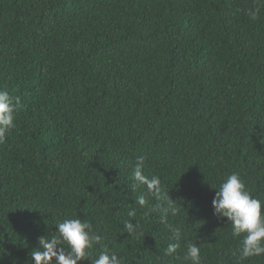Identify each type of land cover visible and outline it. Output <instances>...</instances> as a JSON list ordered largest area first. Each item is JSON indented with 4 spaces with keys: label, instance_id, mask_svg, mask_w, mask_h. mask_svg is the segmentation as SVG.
Here are the masks:
<instances>
[{
    "label": "trees",
    "instance_id": "16d2710c",
    "mask_svg": "<svg viewBox=\"0 0 264 264\" xmlns=\"http://www.w3.org/2000/svg\"><path fill=\"white\" fill-rule=\"evenodd\" d=\"M254 6L0 0V90L19 100L0 143V264H32L39 238L68 218L102 236L93 258L107 249L122 264H190L194 242L202 264H264L233 255L242 237L212 207L233 172L264 201V6L253 21ZM137 156L177 203L165 223L135 203H157L132 187ZM168 224L182 231L173 257Z\"/></svg>",
    "mask_w": 264,
    "mask_h": 264
},
{
    "label": "clouds",
    "instance_id": "9594fccd",
    "mask_svg": "<svg viewBox=\"0 0 264 264\" xmlns=\"http://www.w3.org/2000/svg\"><path fill=\"white\" fill-rule=\"evenodd\" d=\"M264 0H255V6L247 12L250 20H257ZM19 106L18 98H13L5 90H0V143H4L7 135L16 127L15 111ZM146 157L137 156L132 171L135 189L138 185L144 186L148 196L157 201L151 205L145 194L136 197L135 203L140 208L147 207L149 212H156L161 222L165 223L170 215L178 213L179 208L168 193H166L158 176L148 177L144 174ZM264 201L255 198L247 189L245 182L239 173L233 172L220 184L212 200L214 215L219 218H227L231 225L233 237H242L239 248L233 255L238 260H247L251 257L264 256ZM128 217L135 218L136 210H129ZM128 220L125 229L128 234L136 231L137 225ZM92 224L88 220L79 218L64 219L56 225L57 235L41 236L38 247L30 253L32 264H79L80 261L89 260L90 264H122L121 257L116 253H109L107 249L95 254L93 249L98 245L102 236L92 230ZM171 232V240L164 250L167 257L176 256L181 247L182 231L180 227L168 224ZM183 260L190 264H202L201 250L194 242L185 245Z\"/></svg>",
    "mask_w": 264,
    "mask_h": 264
}]
</instances>
